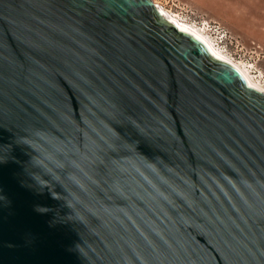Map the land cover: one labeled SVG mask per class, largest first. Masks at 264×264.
<instances>
[{
  "label": "water",
  "instance_id": "water-1",
  "mask_svg": "<svg viewBox=\"0 0 264 264\" xmlns=\"http://www.w3.org/2000/svg\"><path fill=\"white\" fill-rule=\"evenodd\" d=\"M0 264H264V92L153 0H0Z\"/></svg>",
  "mask_w": 264,
  "mask_h": 264
},
{
  "label": "rangeland",
  "instance_id": "rangeland-1",
  "mask_svg": "<svg viewBox=\"0 0 264 264\" xmlns=\"http://www.w3.org/2000/svg\"><path fill=\"white\" fill-rule=\"evenodd\" d=\"M205 34L264 88V0H153Z\"/></svg>",
  "mask_w": 264,
  "mask_h": 264
},
{
  "label": "bare ground",
  "instance_id": "bare-ground-1",
  "mask_svg": "<svg viewBox=\"0 0 264 264\" xmlns=\"http://www.w3.org/2000/svg\"><path fill=\"white\" fill-rule=\"evenodd\" d=\"M156 5L158 6V8L161 10V12L169 20H171L175 24L179 25L180 30L189 32L190 34L194 35L196 38L203 41L205 43V45L207 46V48L210 50V52L214 56H216L217 58L224 60L226 62H230L233 66H235L236 68H238L242 72V74L244 75V77L246 78V80L250 86H253V87L264 92V88L259 86L255 82V80L252 78L250 72L248 71V69L245 66H243L239 63H236V62L230 60L229 58H227L218 48H216V46L212 43V41L205 34H203L199 29H197V27L180 20L177 16L171 14L169 11L165 10L163 7H160L158 4H156Z\"/></svg>",
  "mask_w": 264,
  "mask_h": 264
}]
</instances>
